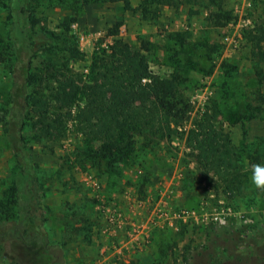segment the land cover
<instances>
[{"label": "rangeland", "instance_id": "obj_1", "mask_svg": "<svg viewBox=\"0 0 264 264\" xmlns=\"http://www.w3.org/2000/svg\"><path fill=\"white\" fill-rule=\"evenodd\" d=\"M129 2L131 8L96 1L75 9V0H33L34 47L42 48L35 68L46 75L44 62L52 56L85 78L97 45L121 38L147 54L154 72L177 79L190 104L184 124L171 135L134 133L120 159L97 156L98 144L71 121L59 140L26 127L40 189L38 223L63 246L66 264H259L246 255L245 244L256 246L253 229L264 226V188L251 181L252 165L264 162V0H174L160 4L154 18L142 15L140 0ZM6 4L0 0V206L12 212L6 191L18 162L4 132L14 62ZM227 13L232 20L217 23ZM58 34L77 43L82 55L65 51ZM206 111L239 162L241 186L230 196L218 178H203L186 144L189 128ZM202 202L231 214L224 223H151L162 210H200ZM258 237L264 245V230ZM24 249L20 240L0 237V264H31Z\"/></svg>", "mask_w": 264, "mask_h": 264}, {"label": "trees", "instance_id": "obj_2", "mask_svg": "<svg viewBox=\"0 0 264 264\" xmlns=\"http://www.w3.org/2000/svg\"><path fill=\"white\" fill-rule=\"evenodd\" d=\"M96 1L123 2L126 8H131L129 0H75V9ZM173 1L140 0L137 8L145 18H154L159 15L160 4ZM6 3L14 62L4 132L17 158L18 171L6 191L7 202L14 210L5 211L0 206V237L20 240L31 264H66L63 246L52 242L43 222L38 223L36 204L40 189L35 186L26 127L30 126L42 137L59 140L67 135L71 121L87 141L98 144L97 156L120 159L132 148L136 132L164 136L177 131L178 125L184 124L190 104L180 92L176 78L154 72L147 54L121 38L108 47L97 45L85 78L75 75L52 56L45 60L46 75L42 74V67L36 69L34 65L42 48L34 47L33 0H6ZM219 16L222 18L217 23L221 24L233 18L231 13ZM65 35L56 36L64 43L63 49L81 56L78 44ZM47 49L52 50L43 48ZM213 117L206 111L201 122L189 128L186 144L195 152L203 178H218L224 183L222 192L230 196L241 186L239 162L230 140L212 122ZM9 223L11 226L7 228ZM263 227L257 225L253 229L256 230L253 240L260 248L264 247L258 242ZM256 246L245 244L246 255L264 264V251Z\"/></svg>", "mask_w": 264, "mask_h": 264}, {"label": "built area", "instance_id": "obj_3", "mask_svg": "<svg viewBox=\"0 0 264 264\" xmlns=\"http://www.w3.org/2000/svg\"><path fill=\"white\" fill-rule=\"evenodd\" d=\"M158 209V207H156ZM158 210H161L160 208ZM231 214L230 208L218 206L214 210H208L205 202H202L200 210H188L180 208L174 214H168L166 210H162L160 215L156 218V215L151 219V223L154 226H163L164 224H172L177 221H187L189 218H195L196 220H212L215 222L224 223L227 220L228 215ZM156 218V219H155ZM174 220V221H173Z\"/></svg>", "mask_w": 264, "mask_h": 264}, {"label": "clouds", "instance_id": "obj_4", "mask_svg": "<svg viewBox=\"0 0 264 264\" xmlns=\"http://www.w3.org/2000/svg\"><path fill=\"white\" fill-rule=\"evenodd\" d=\"M251 181L259 188H264V162L252 165Z\"/></svg>", "mask_w": 264, "mask_h": 264}]
</instances>
